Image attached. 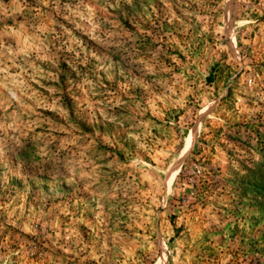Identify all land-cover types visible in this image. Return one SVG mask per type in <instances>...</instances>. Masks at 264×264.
Wrapping results in <instances>:
<instances>
[{
    "label": "rangeland",
    "instance_id": "obj_1",
    "mask_svg": "<svg viewBox=\"0 0 264 264\" xmlns=\"http://www.w3.org/2000/svg\"><path fill=\"white\" fill-rule=\"evenodd\" d=\"M0 264H264V0H0Z\"/></svg>",
    "mask_w": 264,
    "mask_h": 264
},
{
    "label": "trees",
    "instance_id": "obj_2",
    "mask_svg": "<svg viewBox=\"0 0 264 264\" xmlns=\"http://www.w3.org/2000/svg\"><path fill=\"white\" fill-rule=\"evenodd\" d=\"M212 72L211 73H209V75L207 76V78H206V80H207V82H211V79H212ZM203 148H204V146L203 145H201V146H199V147H194L193 148V150H192V153L193 154H199V153H201L202 151H203Z\"/></svg>",
    "mask_w": 264,
    "mask_h": 264
}]
</instances>
